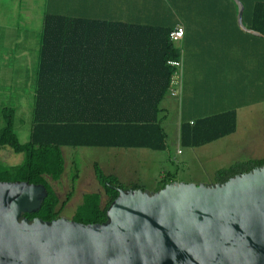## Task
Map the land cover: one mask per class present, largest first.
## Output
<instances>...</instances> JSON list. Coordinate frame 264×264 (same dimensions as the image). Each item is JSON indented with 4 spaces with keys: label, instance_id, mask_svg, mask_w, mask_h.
Masks as SVG:
<instances>
[{
    "label": "trees",
    "instance_id": "trees-1",
    "mask_svg": "<svg viewBox=\"0 0 264 264\" xmlns=\"http://www.w3.org/2000/svg\"><path fill=\"white\" fill-rule=\"evenodd\" d=\"M166 1L171 16L159 23L135 24L56 13L43 15L32 83V121L26 142H20L14 131L16 109L13 106L0 109L3 122L0 146L24 155L17 165H6L0 160V181L43 184L47 190L40 209L24 214L28 219L38 217L50 221L60 217L71 196L72 191L60 201L47 179L59 180L64 172L63 146L155 151L166 148L167 133L162 124L164 116H160L163 111L160 103L168 94L170 77L175 71L168 62L178 60L181 49L169 39L170 31L178 25V1ZM199 1L200 8L237 13L234 0H196V3ZM239 1L243 5L244 26L264 35V0ZM92 27L105 30V36L120 27L127 40L117 48L91 44ZM130 27L139 28L137 34ZM134 36L143 37V42L134 44ZM250 36L252 43L264 45V36ZM251 78L253 93L260 90V95L242 97V104L264 100V58L256 63ZM237 107L198 121L180 122V144L198 147L233 133ZM263 163L259 159L235 161L217 169L212 182H224ZM94 172L102 192L83 194L72 216L79 223H102L108 205L118 195L117 188L141 187L139 184L123 186L115 174H104L97 164ZM174 180L175 174L166 173L156 190ZM102 195L107 198L104 204Z\"/></svg>",
    "mask_w": 264,
    "mask_h": 264
},
{
    "label": "water",
    "instance_id": "water-1",
    "mask_svg": "<svg viewBox=\"0 0 264 264\" xmlns=\"http://www.w3.org/2000/svg\"><path fill=\"white\" fill-rule=\"evenodd\" d=\"M238 7V26L243 5ZM102 223L28 219L43 184L0 181V264H264V163L221 183L117 188Z\"/></svg>",
    "mask_w": 264,
    "mask_h": 264
},
{
    "label": "crops",
    "instance_id": "crops-1",
    "mask_svg": "<svg viewBox=\"0 0 264 264\" xmlns=\"http://www.w3.org/2000/svg\"><path fill=\"white\" fill-rule=\"evenodd\" d=\"M21 1L23 0H2L4 3H14L12 5L14 8H16V3L18 2V9ZM41 1L45 2V6L42 3L40 15L42 18L45 13H56L74 18L105 19L138 24L146 22L159 23L171 16L166 0H40L38 2L39 5ZM177 1L179 5L177 12L178 25L184 28V36L179 44L183 51L182 83L178 98L180 101L177 105V128L174 134V141L177 140V143H180V122L198 121L215 113L231 109L236 105H238V109L263 101L260 100L248 104L241 103L242 97L247 99L253 95H260V90L258 93H253L251 73L256 63L264 58V45L261 47L259 42L252 43L250 36L252 34L238 26V9L235 14L233 11L225 9L200 8L201 5L198 6V4L201 1L198 3H196V0ZM30 14L28 10V14L25 17H30L31 15L35 17ZM11 15L15 16V12H11ZM140 19H144L145 22H139ZM0 29L4 28L0 27ZM130 29L133 33L139 31V28L135 27H130ZM32 30V28L21 27L20 25H12L5 30L10 51L17 49V52L13 55H9L10 53L7 55L0 49V65L5 67V72L2 73L0 78L2 83H5L4 87L7 92H20V90L26 88L25 67L32 64L31 58H33V55L27 49V43L32 38L27 36ZM37 32L40 35L41 28ZM105 32L100 27H92L89 31V34L91 33L92 35L89 37L91 44L117 48L121 47L120 45L127 40L125 36H122L123 31L120 27H115L112 31H108V36H105ZM245 32L249 35H246ZM35 40L37 52L35 51L34 65L37 64L39 37H36ZM143 40L144 38L141 36H134L133 43L138 45ZM261 49L262 53L260 52ZM9 64L13 65V68L15 66L17 68L8 69L6 65ZM21 65L24 66L23 74ZM1 86L2 84H0ZM163 111L167 112V109H163ZM165 115L164 113V117ZM237 115L238 113L236 114L235 131L212 142L229 138L236 132ZM165 118H163L162 124L165 122ZM182 146L191 147L193 151L202 147H194L188 144ZM165 149L162 151H165ZM177 150H180L179 153L176 152L177 154H183L182 149L177 148ZM166 173L176 175L178 172L176 170L158 172L157 176L153 178L155 185L157 184L158 186L159 181ZM111 174H115L120 181L118 172ZM136 181L139 180L136 178L131 179V185L135 184L134 182ZM140 186V188H144V186ZM154 189L148 190L154 191Z\"/></svg>",
    "mask_w": 264,
    "mask_h": 264
},
{
    "label": "rangeland",
    "instance_id": "rangeland-1",
    "mask_svg": "<svg viewBox=\"0 0 264 264\" xmlns=\"http://www.w3.org/2000/svg\"><path fill=\"white\" fill-rule=\"evenodd\" d=\"M30 1H21L18 9V2L14 8L12 6L14 3H4L0 0V27L4 28L0 29V49L4 53L13 55L17 52V49L10 51L5 34L7 27L20 25L33 29L27 36L32 38L27 43V49L33 58H31L32 64L25 67L26 88L20 92H7L4 87L5 83H2L0 78V84H2L0 87V109L3 106H13L16 109L14 131L22 143L29 139L33 104L32 83L36 67L34 65L37 48V46L35 47V38L40 37L37 31L42 27V17H40L42 3L45 6V2L42 1L40 5L38 4L40 0ZM28 10L29 14L31 13L35 17L31 14L30 17H25ZM11 12H15V16H12ZM139 22H145V20L140 19ZM11 64L6 65V67L12 69L13 65ZM20 67L23 74L24 66L21 65ZM4 68L0 65V77L5 72ZM16 68L15 66L13 69ZM179 101L178 98L167 94L160 103V108L167 109V112L162 111L160 113V116L166 114L163 123L168 134L165 151H154L146 148L63 146L65 167L62 176L56 181L47 177L60 201L65 200L67 194L72 191L70 198L61 210V216L72 219L85 192H102L95 177L94 164H97L104 174L118 172L120 183L125 187L130 186L131 179L136 178L139 181L134 183L140 184L144 186L145 190H148L157 186L153 178L162 170H176L178 181L198 184L212 182L214 172L217 169L227 167L235 161L250 159L264 161V100L237 109V130L229 138L212 142L196 148L194 151L193 148L182 146L177 143V140L174 141ZM2 126L3 122L0 117V128ZM177 148L182 149L183 154H177ZM23 159V153H16L8 146H0V160L4 164L17 165ZM106 200L107 198L102 195L103 204Z\"/></svg>",
    "mask_w": 264,
    "mask_h": 264
},
{
    "label": "built area",
    "instance_id": "built-area-1",
    "mask_svg": "<svg viewBox=\"0 0 264 264\" xmlns=\"http://www.w3.org/2000/svg\"><path fill=\"white\" fill-rule=\"evenodd\" d=\"M184 36V28L176 25L169 33V39L171 42L180 47V41ZM182 53L180 49V58L178 60L169 61L168 63L175 68L174 73L170 77V83L168 88V95L171 97L179 98L180 88L182 83ZM179 153L180 150H177Z\"/></svg>",
    "mask_w": 264,
    "mask_h": 264
}]
</instances>
